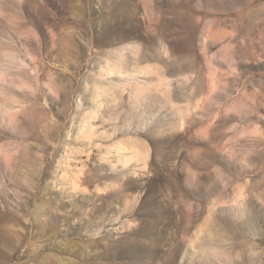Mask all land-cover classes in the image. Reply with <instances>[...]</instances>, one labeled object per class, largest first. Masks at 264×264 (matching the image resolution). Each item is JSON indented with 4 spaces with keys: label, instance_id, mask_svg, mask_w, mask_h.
Instances as JSON below:
<instances>
[{
    "label": "rangeland",
    "instance_id": "rangeland-1",
    "mask_svg": "<svg viewBox=\"0 0 264 264\" xmlns=\"http://www.w3.org/2000/svg\"><path fill=\"white\" fill-rule=\"evenodd\" d=\"M0 264H264V0H0Z\"/></svg>",
    "mask_w": 264,
    "mask_h": 264
}]
</instances>
